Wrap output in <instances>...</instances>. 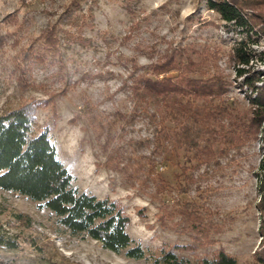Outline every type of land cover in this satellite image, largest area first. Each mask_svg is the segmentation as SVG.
<instances>
[{
	"label": "rangeland",
	"instance_id": "374dc122",
	"mask_svg": "<svg viewBox=\"0 0 264 264\" xmlns=\"http://www.w3.org/2000/svg\"><path fill=\"white\" fill-rule=\"evenodd\" d=\"M88 11L93 18L82 28L88 41H67L64 30L73 31L71 21ZM261 16L251 18L259 38L249 41L253 56L246 67L259 70L263 80ZM52 23L62 36L61 55L38 60L41 31ZM242 37L205 0H0V113L30 103L37 128H48L72 184L116 199L129 217L127 232L143 246H183L176 253L192 261L224 250L237 264H264L258 188L264 118L252 131L254 94L231 53ZM172 57L171 66L164 65ZM182 64L191 78L225 81L219 96L195 101L230 109L215 123L208 164L194 150L176 146V123L165 116L159 97L142 99L122 85L124 79L132 83L129 72L135 78L174 77ZM136 102L142 110L132 119ZM232 120L244 132L221 144ZM0 239V264H153L73 236L49 210L3 189Z\"/></svg>",
	"mask_w": 264,
	"mask_h": 264
},
{
	"label": "trees",
	"instance_id": "16d2710c",
	"mask_svg": "<svg viewBox=\"0 0 264 264\" xmlns=\"http://www.w3.org/2000/svg\"><path fill=\"white\" fill-rule=\"evenodd\" d=\"M205 4L217 12L227 26H233L244 35L232 45L231 53L232 59L239 65L236 68L238 75H244V84L254 94L250 97L253 109L248 117L254 131L264 118V79H261L259 70L250 72L246 65H249L253 56L249 41L258 42L259 38V31L255 30L251 18L264 17V0H205ZM250 9L253 12L249 15L246 10ZM90 18H93V13L88 11L80 13L74 22L71 21L75 29L64 30L66 40L85 44L88 39L82 36V28L90 25ZM262 33L264 35V28ZM40 37L44 47L38 60L44 59L47 54L52 58L61 55L62 36L59 35L56 23L47 25ZM173 62L174 57L169 58L164 65L168 67ZM161 66L163 64L157 67ZM186 67L182 64V69L174 77L135 78L134 73L129 72L128 78H131L132 83L128 84L124 79L122 85L142 99L159 97L166 111L165 116L176 123L173 130L176 146L194 150L193 156L208 164L218 133L215 123L221 121L230 109L227 105L208 102L198 107L195 101L219 96L225 81L219 77L208 80L191 78L186 74ZM258 81H262V84L258 85ZM34 109L30 103H25L0 113V189L17 192L37 202L40 208L49 210L56 217L58 225L69 234L92 238L102 247L129 258L147 259L153 264H237L236 259L224 250L217 251L211 257L202 256L192 261L176 253L175 249L183 246H162L152 250L130 237L127 232L129 217L116 199L99 197L72 184L73 175L58 158L48 128H37ZM141 110V104L136 102L130 117L134 119ZM152 115L156 117L155 112ZM234 122L232 120L229 123L230 128L221 144L232 142L237 130H240V135L244 132ZM152 151L156 152L155 146ZM147 161L152 163L153 160ZM260 168L262 171L258 176V188L260 204L263 205L264 155ZM188 179L190 184L195 182L192 175Z\"/></svg>",
	"mask_w": 264,
	"mask_h": 264
}]
</instances>
